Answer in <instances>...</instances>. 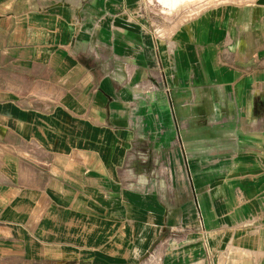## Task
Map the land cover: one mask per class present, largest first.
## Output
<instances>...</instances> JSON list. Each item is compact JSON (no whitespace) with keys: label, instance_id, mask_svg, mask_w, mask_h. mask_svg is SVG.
<instances>
[{"label":"crops","instance_id":"1","mask_svg":"<svg viewBox=\"0 0 264 264\" xmlns=\"http://www.w3.org/2000/svg\"><path fill=\"white\" fill-rule=\"evenodd\" d=\"M146 1L0 0V264H264V0Z\"/></svg>","mask_w":264,"mask_h":264},{"label":"rangeland","instance_id":"2","mask_svg":"<svg viewBox=\"0 0 264 264\" xmlns=\"http://www.w3.org/2000/svg\"><path fill=\"white\" fill-rule=\"evenodd\" d=\"M145 3L147 14L156 24L170 22L173 25H179L182 22L196 18L198 13H201L208 7H212L215 4H228L229 2L227 0H188L170 11L161 6L157 0H148Z\"/></svg>","mask_w":264,"mask_h":264},{"label":"bare ground","instance_id":"3","mask_svg":"<svg viewBox=\"0 0 264 264\" xmlns=\"http://www.w3.org/2000/svg\"><path fill=\"white\" fill-rule=\"evenodd\" d=\"M159 2L163 5H166L167 8H175L177 5L184 3V0H159Z\"/></svg>","mask_w":264,"mask_h":264}]
</instances>
